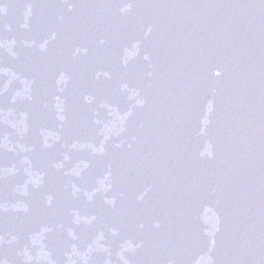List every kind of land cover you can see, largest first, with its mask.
Wrapping results in <instances>:
<instances>
[{"label":"water","instance_id":"water-1","mask_svg":"<svg viewBox=\"0 0 264 264\" xmlns=\"http://www.w3.org/2000/svg\"><path fill=\"white\" fill-rule=\"evenodd\" d=\"M0 264H118L39 0H0Z\"/></svg>","mask_w":264,"mask_h":264}]
</instances>
